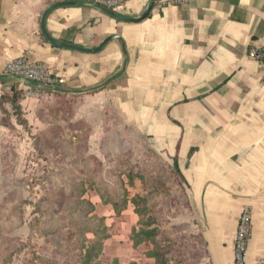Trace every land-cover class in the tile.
<instances>
[{
	"label": "crops",
	"instance_id": "obj_1",
	"mask_svg": "<svg viewBox=\"0 0 264 264\" xmlns=\"http://www.w3.org/2000/svg\"><path fill=\"white\" fill-rule=\"evenodd\" d=\"M73 1L89 2L0 0V78L13 81L3 77L6 63L27 55L59 81L48 92L80 95L97 112L112 109L177 167L201 225L203 264H234L244 207L252 213L245 264H264L263 68L248 57L264 40V0H159L139 24L91 6L57 7L45 19L54 41L92 49L117 36L126 56L118 40L86 54L43 38V12ZM149 1L126 0L115 12L136 19Z\"/></svg>",
	"mask_w": 264,
	"mask_h": 264
},
{
	"label": "rangeland",
	"instance_id": "obj_2",
	"mask_svg": "<svg viewBox=\"0 0 264 264\" xmlns=\"http://www.w3.org/2000/svg\"><path fill=\"white\" fill-rule=\"evenodd\" d=\"M13 84L3 79L9 88L0 87V264H83L94 237L78 230L97 229L100 219L109 238L91 264H155L147 251L165 264L204 263L201 225L183 182L112 109L97 112L80 95L18 85L13 103ZM127 175L140 179L130 185ZM102 192L117 201L124 192L129 201L140 197V217L131 202L116 216ZM140 226L155 231L153 242L134 248L130 237Z\"/></svg>",
	"mask_w": 264,
	"mask_h": 264
},
{
	"label": "built area",
	"instance_id": "obj_3",
	"mask_svg": "<svg viewBox=\"0 0 264 264\" xmlns=\"http://www.w3.org/2000/svg\"><path fill=\"white\" fill-rule=\"evenodd\" d=\"M111 11H116L126 0H88ZM181 0H168L167 4L178 5ZM248 57L256 61L263 68L261 84L264 85V40L261 46L251 47ZM3 76L13 82L33 83L40 86L53 87L59 81L52 76L49 70L38 61L22 55L6 63ZM34 89L39 92L37 87ZM30 92L26 93L28 96ZM252 233V213L247 207L241 209L238 215L236 230L233 238V263L245 264V256Z\"/></svg>",
	"mask_w": 264,
	"mask_h": 264
},
{
	"label": "trees",
	"instance_id": "obj_4",
	"mask_svg": "<svg viewBox=\"0 0 264 264\" xmlns=\"http://www.w3.org/2000/svg\"><path fill=\"white\" fill-rule=\"evenodd\" d=\"M118 21V20H117ZM0 83L3 84V79L0 78ZM17 85L19 86L18 83L13 84V86L11 87V92L13 91V96L11 101L13 103H16V101L18 100V92H15V86L17 87ZM1 100V99H0ZM175 173L177 174V177L182 181V177L177 169V167L173 168ZM127 180L129 182V184L131 185L134 181V179H140V176L135 175V176H131V175H127ZM92 182H94L93 180H89L87 185L90 188V190L93 189L92 186ZM183 182V181H182ZM87 189L83 188V184H81V190L79 189V191L77 192L79 197H83L86 193ZM100 199L102 200V202L105 205H109L112 207L113 212L116 216H119L127 207L128 203H132L135 209V214L137 216L140 217V214L142 213L141 210H139L138 208V201L141 200L140 197H135L133 198L131 201H129L127 199L126 193L124 192V196H122V201H117V200H113L111 198L108 197V195L105 196V194L102 192L101 194H98ZM87 205L89 207V211L87 213V215L94 213V206L89 202V201H85L82 200V202H79V206L81 205ZM100 225L98 226L97 229L94 230H89V228L85 229L84 225L79 228V232L80 229L82 232L86 233H90L93 237H94V242H92L89 246H86V250H85V254L82 258V263L83 264H91L92 262L96 261L102 254L103 251V242L105 240H107L109 238V234H107L106 231V227L104 226V222L103 219H100ZM79 227V226H78ZM141 228L136 231V229L132 230V235L130 237V240L132 242V246L134 248L139 247L140 245L144 244V243H152L153 242V237H154V230H149L146 228H143V226H140ZM145 257L147 259H151L154 261L155 264H165L163 261V258H161L159 256V254L157 252H150L147 251L145 254ZM113 264H117V262H113Z\"/></svg>",
	"mask_w": 264,
	"mask_h": 264
},
{
	"label": "water",
	"instance_id": "obj_5",
	"mask_svg": "<svg viewBox=\"0 0 264 264\" xmlns=\"http://www.w3.org/2000/svg\"><path fill=\"white\" fill-rule=\"evenodd\" d=\"M159 0H150L148 3V6L145 10V12L136 19H131V18H127L124 17L120 14H118L117 12L111 11L107 8H104L100 5L91 3V2H84V1H73V2H60V3H56V4H52L50 5L41 15L40 18V31L41 34L43 36V38L52 46H56L59 48H64V49H68V50H73V51H77V52H81V53H86V54H94V53H98L99 51H101V49L107 45L109 42L114 41V40H118L120 41V45L122 48V51L124 53V55L126 56V52H125V47L123 42L121 41V39L117 36H109L108 38H106L98 47L92 48V49H84V48H80L74 45H68V44H63L57 41H54L47 33L46 29H45V19L47 17V15L49 14V12L51 10H53L54 8L57 7H63V6H91L94 8H97L98 10H100L101 12H103L104 14L110 16L111 18L121 21V22H125V23H130V24H139L143 21H145L146 19H148L151 15L152 10L154 9L156 3ZM126 63V60H125ZM4 77V76H3ZM30 84L32 87H37L39 90H43V91H51L50 88L52 87H46V86H40V85H36L33 83H28Z\"/></svg>",
	"mask_w": 264,
	"mask_h": 264
}]
</instances>
